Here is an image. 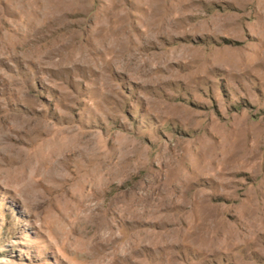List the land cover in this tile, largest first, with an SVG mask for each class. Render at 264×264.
Masks as SVG:
<instances>
[{"label": "rangeland", "instance_id": "obj_1", "mask_svg": "<svg viewBox=\"0 0 264 264\" xmlns=\"http://www.w3.org/2000/svg\"><path fill=\"white\" fill-rule=\"evenodd\" d=\"M0 264H264V0H0Z\"/></svg>", "mask_w": 264, "mask_h": 264}]
</instances>
